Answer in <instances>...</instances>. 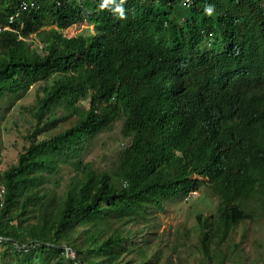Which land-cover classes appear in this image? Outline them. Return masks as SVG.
<instances>
[{"label": "trees", "instance_id": "trees-1", "mask_svg": "<svg viewBox=\"0 0 264 264\" xmlns=\"http://www.w3.org/2000/svg\"><path fill=\"white\" fill-rule=\"evenodd\" d=\"M182 1L124 0L121 19L113 11L120 0L107 8L104 0H48L21 12L12 30H0V97L42 81L32 114L57 121L48 141L25 147L0 172L7 187L0 203L3 259L54 252L55 264H82L84 256L86 264H132L121 260L124 241L126 254L155 264L161 253L149 257L148 242L135 238L151 227L148 206L164 208L203 185L219 199L214 217L200 224L208 259L217 236L264 214V0H195L188 15L206 19L192 22L176 19ZM16 5H0V26L9 25ZM84 21L96 33H67ZM206 23L227 35L224 52H201L211 32ZM86 97L87 109L80 101ZM69 116L76 119L59 129L58 120ZM119 117L123 136L133 138L122 158L102 172L79 160L78 174L58 195L55 171L73 163L84 136Z\"/></svg>", "mask_w": 264, "mask_h": 264}, {"label": "rangeland", "instance_id": "rangeland-1", "mask_svg": "<svg viewBox=\"0 0 264 264\" xmlns=\"http://www.w3.org/2000/svg\"><path fill=\"white\" fill-rule=\"evenodd\" d=\"M75 1L80 2V0ZM180 10L184 12L183 15L176 17L180 22L206 19L188 15L191 14L189 7L181 5ZM195 25H197L195 29L199 28L198 23ZM205 27L211 28L212 33L205 34L204 41L199 47L200 50L223 52L228 46L227 35L210 23H206ZM66 31L69 34L85 36L96 33L94 26L85 21L82 25L75 24ZM39 45L38 42H33L31 47H39ZM43 83L40 81L16 95L11 93L6 95L5 93V96L0 97L1 173L18 162L19 155L25 151V147L33 143L41 144L43 141H48L54 134L53 128L57 121L48 124L46 119L42 122L32 114L37 105L38 88ZM80 101L83 108L90 107L89 97L80 99ZM73 119H76V116L58 120L62 124L59 129H67L70 126L69 122ZM132 141L133 138L123 136L120 117L113 120L107 127L96 131L91 139L84 136L80 149L74 152L73 163L65 162L62 164L61 171H55L54 177L60 179V184L53 186L54 191L58 195L66 191L69 178L78 174L76 164L79 160L97 172L110 170L122 158ZM47 175L49 176L50 173L47 172ZM196 179L199 177H192L193 181ZM50 183L47 182L46 189L51 188ZM212 191L210 186L203 185L200 188L191 189L186 194L168 199L164 208L148 206V210H143H147L148 222L151 227L145 233L143 231L136 233L135 238L141 245H144L145 241L148 242L146 251L149 257H152L155 251L161 253L159 261L155 264H264V214H259L254 219L241 221V224L235 228L227 230L228 236L226 234L217 236L215 241L218 245L211 243L207 249L212 259L205 256L206 248L201 241L200 224L206 217L212 219L217 213L219 205V199ZM138 225V227L141 226L140 221ZM129 227V233L136 228L134 225H129ZM133 238L134 235H131L129 245L132 244ZM82 239L85 240V236ZM122 242L125 244L124 241ZM123 244L120 246L123 252L121 260L125 259L132 264L135 262L141 264L142 257L137 258L135 252L132 251L126 254ZM67 248L69 255L74 258L75 251ZM5 250L6 246L0 244V264H14L17 259H23V264H55L60 255L54 252L34 257L31 254L26 258L8 255L6 259H3ZM96 260V258L94 261L92 259L91 263L96 264L94 263ZM86 263V256H84L82 264ZM62 264H70V261L65 260Z\"/></svg>", "mask_w": 264, "mask_h": 264}, {"label": "clouds", "instance_id": "clouds-1", "mask_svg": "<svg viewBox=\"0 0 264 264\" xmlns=\"http://www.w3.org/2000/svg\"><path fill=\"white\" fill-rule=\"evenodd\" d=\"M48 0H37V4L35 5V6H33V7H31V8H37V7H42V5H46V2H47ZM113 2V0H104V3H103V5H102V7H104V8H107L108 7V5L110 4V3H112ZM193 2V0H183L182 1V3H181V5L183 6V7H186V6H188V4H190V3H192ZM2 3H8V1H6V2H2ZM2 3H0V5L2 4ZM9 3H17V5H16V7H19V6H21V4H20V2H14V1H12V2H9ZM123 3H124V0H120V4H117L116 5V7H115V9L113 10L114 11V13H117V14H119V18H121V19H123V18H125V9H124V7H123ZM264 4V3H263ZM26 10H21V11H19L17 14H15L16 15V18H15V20L19 17H21V12H25ZM213 11H214V9H213V7L212 6H207L206 8H205V14L206 15H208V16H211L212 14H213ZM14 20V21H15ZM13 21V22H14ZM13 22H10V17H9V25H6V26H0V30H2V29H4V30H7V29H5L6 27L7 28H11V23H13ZM83 24V23H82ZM81 24V25H82ZM24 25V22H21V26H23ZM93 25V24H92ZM94 26V25H93ZM95 29V28H94ZM228 46H229V44H230V42H229V40H228ZM201 45V44H200ZM228 46H226V48L228 47ZM200 47V46H199ZM207 51V50H206ZM211 51V50H210ZM225 51V50H224ZM223 51V52H224ZM201 52H204V51H201ZM212 52H214V51H212ZM216 53H220V52H216ZM194 176H196V175H194ZM200 178V177H199Z\"/></svg>", "mask_w": 264, "mask_h": 264}, {"label": "built area", "instance_id": "built-area-1", "mask_svg": "<svg viewBox=\"0 0 264 264\" xmlns=\"http://www.w3.org/2000/svg\"><path fill=\"white\" fill-rule=\"evenodd\" d=\"M6 1H8V2H12V1L20 2L21 6H23V8H24L22 10H26V8H31L37 4V0H0V3L6 2ZM15 18H16V15L10 17V22H13L15 20ZM6 192H7L6 184L0 180V203L4 200Z\"/></svg>", "mask_w": 264, "mask_h": 264}, {"label": "bare ground", "instance_id": "bare-ground-1", "mask_svg": "<svg viewBox=\"0 0 264 264\" xmlns=\"http://www.w3.org/2000/svg\"><path fill=\"white\" fill-rule=\"evenodd\" d=\"M40 8H41V7H37V8H26V11H30V10H32V9H40ZM22 9H24L23 6L16 7L15 12L10 13L9 17L14 16L15 14H17V13H18L19 11H21ZM5 29L12 30L11 28H7V27H6Z\"/></svg>", "mask_w": 264, "mask_h": 264}]
</instances>
